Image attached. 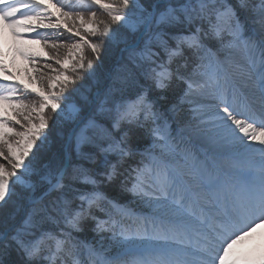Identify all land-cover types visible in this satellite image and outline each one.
<instances>
[{
    "label": "snow or ice",
    "instance_id": "6c2138e0",
    "mask_svg": "<svg viewBox=\"0 0 264 264\" xmlns=\"http://www.w3.org/2000/svg\"><path fill=\"white\" fill-rule=\"evenodd\" d=\"M0 77V264H264V0H0Z\"/></svg>",
    "mask_w": 264,
    "mask_h": 264
},
{
    "label": "rangeland",
    "instance_id": "374dc122",
    "mask_svg": "<svg viewBox=\"0 0 264 264\" xmlns=\"http://www.w3.org/2000/svg\"><path fill=\"white\" fill-rule=\"evenodd\" d=\"M62 2L64 4H75V5H79V4H83L85 3V0H62ZM53 3H56V0H53ZM79 10V9H78ZM100 18L104 19L106 18L104 14H100ZM78 23V22H77ZM44 31L47 32V34H45V37L48 38L50 41L57 39L58 36H60V32L56 31V30H44L41 29L40 31ZM49 32H53L54 35L49 34ZM63 41L65 43H71L72 41H69L67 39V36H63ZM10 40H6L4 43V48L5 51L8 53V55L6 56V63H8L11 66V70L15 71L19 77L20 80H23L25 83L30 85V90L31 88H38L39 85V81H32L29 79V73H31V75L35 76L36 75V68H33L32 64L26 60L25 58L19 56V55H15L13 57V54L11 52V48H10ZM25 47H28L34 51H41V52H47L48 49L44 47L43 43H39V44H27L25 45ZM66 50L62 47L60 49L61 54H63ZM86 56L91 58V53L90 51H86ZM47 62L51 63V60H48ZM45 63L44 59H40L37 61V67L39 68H43V65ZM70 74V73H69ZM0 79H2V77H0ZM37 99V97L32 96L30 99H27L26 102H31L32 100ZM7 107V105H6ZM45 112L47 113V115L49 117L54 116V113H52L49 109H45ZM34 122H38L36 120H34ZM51 122V121H50ZM94 237V235H92V237H86L88 240H92ZM98 239V237H97Z\"/></svg>",
    "mask_w": 264,
    "mask_h": 264
},
{
    "label": "trees",
    "instance_id": "16d2710c",
    "mask_svg": "<svg viewBox=\"0 0 264 264\" xmlns=\"http://www.w3.org/2000/svg\"><path fill=\"white\" fill-rule=\"evenodd\" d=\"M42 35L45 36V34H47V32H44L43 30L41 31ZM49 34L54 35L53 32H49ZM32 96H28L27 99H30ZM138 159V158H137ZM92 235H94L93 233H91L90 231L86 234V237H92ZM81 238H85V235L82 234Z\"/></svg>",
    "mask_w": 264,
    "mask_h": 264
}]
</instances>
